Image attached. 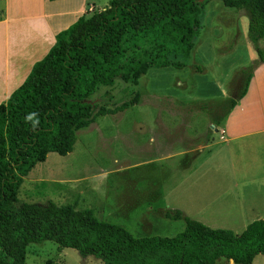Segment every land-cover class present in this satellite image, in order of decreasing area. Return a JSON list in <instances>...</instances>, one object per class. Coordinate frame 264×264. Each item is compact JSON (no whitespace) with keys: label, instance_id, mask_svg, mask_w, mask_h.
Masks as SVG:
<instances>
[{"label":"trees","instance_id":"obj_1","mask_svg":"<svg viewBox=\"0 0 264 264\" xmlns=\"http://www.w3.org/2000/svg\"><path fill=\"white\" fill-rule=\"evenodd\" d=\"M54 1V0H50ZM204 0H111L107 7L80 16L55 36V44L37 61L24 82L0 104V264H25L30 244L52 241L103 264H252L264 255V218L235 234L213 229L168 210L185 228L174 237H133L119 225L98 220L90 210L72 205L20 203L23 178L49 153L72 152L78 130L98 116L89 101L116 80L137 85L150 67L182 69L195 48ZM243 10L248 40L257 55L235 98L220 104L219 125L246 93L252 71L264 63V0H221ZM32 116V120L28 117ZM38 121L33 126V122Z\"/></svg>","mask_w":264,"mask_h":264},{"label":"rangeland","instance_id":"obj_2","mask_svg":"<svg viewBox=\"0 0 264 264\" xmlns=\"http://www.w3.org/2000/svg\"><path fill=\"white\" fill-rule=\"evenodd\" d=\"M201 11V27L186 66L150 67L137 85L116 80L111 87L100 88L89 98L95 112L114 110L135 93L139 100L122 111L98 116L78 130L71 153H49L44 162L37 163L23 178L20 203L51 202L90 210L98 220L119 225L135 238L174 237L184 230V221L157 216L162 203L165 207L168 203V193L172 205L184 206L183 214L199 221L198 209L187 195L198 190L199 172L192 168L207 153L204 150L191 160L195 154L184 151L187 145L198 146L201 141L220 142L219 135L212 133L213 118L222 113L220 104L241 91L245 73L257 57L248 40V18L243 10L209 0ZM259 46L264 49V38ZM206 218L216 222L213 215L203 214ZM25 264L103 263L44 241L27 247ZM216 264L233 263L220 259ZM252 264H264V255L256 256Z\"/></svg>","mask_w":264,"mask_h":264},{"label":"crops","instance_id":"obj_3","mask_svg":"<svg viewBox=\"0 0 264 264\" xmlns=\"http://www.w3.org/2000/svg\"><path fill=\"white\" fill-rule=\"evenodd\" d=\"M110 1L0 0V30L4 36L0 102L8 100L33 65L49 52L57 33L80 16L104 9ZM212 133L219 135L220 142L201 141L198 146L187 145L184 151L195 154L191 160L204 150L207 153L200 157L197 168H192L191 162L187 166L199 172L198 190L187 196L198 209V222L240 234L250 223L264 218V63L252 71L245 95L230 113L219 125L212 124ZM166 199V207L162 203L166 210L161 208L157 216L165 218L168 210L186 212L184 206L171 204L168 193ZM203 214L213 215L216 222L204 220Z\"/></svg>","mask_w":264,"mask_h":264},{"label":"clouds","instance_id":"obj_4","mask_svg":"<svg viewBox=\"0 0 264 264\" xmlns=\"http://www.w3.org/2000/svg\"><path fill=\"white\" fill-rule=\"evenodd\" d=\"M28 119H29V120H32V116L30 115V116L28 117ZM36 123H38V121H34V122H33V126H34V127H35V124H36Z\"/></svg>","mask_w":264,"mask_h":264},{"label":"water","instance_id":"obj_5","mask_svg":"<svg viewBox=\"0 0 264 264\" xmlns=\"http://www.w3.org/2000/svg\"><path fill=\"white\" fill-rule=\"evenodd\" d=\"M204 0H199V3H202Z\"/></svg>","mask_w":264,"mask_h":264}]
</instances>
